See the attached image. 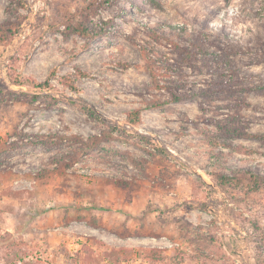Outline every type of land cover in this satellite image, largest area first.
<instances>
[{"label": "rangeland", "instance_id": "374dc122", "mask_svg": "<svg viewBox=\"0 0 264 264\" xmlns=\"http://www.w3.org/2000/svg\"><path fill=\"white\" fill-rule=\"evenodd\" d=\"M195 31L264 87V0H0V264H264V90L145 106Z\"/></svg>", "mask_w": 264, "mask_h": 264}, {"label": "trees", "instance_id": "16d2710c", "mask_svg": "<svg viewBox=\"0 0 264 264\" xmlns=\"http://www.w3.org/2000/svg\"><path fill=\"white\" fill-rule=\"evenodd\" d=\"M74 31L82 35L87 34L84 27ZM151 35L153 44H150L149 49L141 46L140 55L150 76L151 88L164 92L167 99L161 101L158 97L153 96L151 100L145 103L147 108L155 109L169 103L193 101L200 98L199 107L202 111H205V107L215 100L235 101L236 93L250 92L254 89L264 90V87L261 86H251L248 79L240 74V68L235 58L238 54L237 50L226 44H218L216 41H212L209 34L204 31H195L194 34H189L186 38L181 36L177 41L165 40L168 52L162 54L156 50V45L161 44V36L157 32H153ZM182 41L186 42V46L181 43ZM185 69H190L197 74L207 75L206 88L198 93L187 92L188 80L186 79ZM46 85L48 86V79L39 87H46ZM239 100L240 98H237L236 102ZM235 107L238 106L235 105ZM84 110L90 117L97 118L93 112L85 108ZM139 119L140 111H131L128 114L127 122L136 125ZM224 130L230 135L236 136L238 134L237 128L224 126ZM258 137L264 139V136ZM250 178L253 180L258 179L253 174H250ZM231 180L229 177L218 176L221 185Z\"/></svg>", "mask_w": 264, "mask_h": 264}]
</instances>
